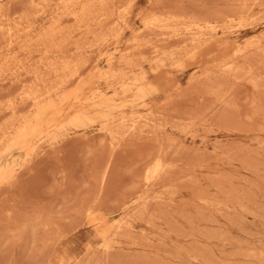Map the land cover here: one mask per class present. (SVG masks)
Instances as JSON below:
<instances>
[{"label":"rangeland","instance_id":"1","mask_svg":"<svg viewBox=\"0 0 264 264\" xmlns=\"http://www.w3.org/2000/svg\"><path fill=\"white\" fill-rule=\"evenodd\" d=\"M59 1L0 0V12L5 10L0 13V127L7 126L14 117L23 116L30 121L32 130L29 136H23L9 152L0 156V170L3 173L0 182V264H76L82 257L87 259L88 252L93 249V255L99 252L101 256L103 251L99 248L104 239L99 235L96 224L83 217L87 206H94L97 212L100 208L106 215L108 225L120 221L121 227H113L112 243L106 250L109 251L108 255L106 252L101 260L98 258L93 264H264V0H260L262 3L258 5L259 0H124L131 5L126 20L114 27L112 24L117 19L116 22L102 23V17L86 25L87 17L84 14L75 16L58 10L56 3ZM28 4L30 9L27 8ZM161 6L177 12L207 16L241 9L243 24L228 26V30L226 27L225 30L219 29L203 36L197 44L200 45L197 59L187 61L185 66L175 68L167 65L155 71L148 67L158 91L138 106L125 107L123 115L128 120L132 116L140 118L142 115L151 118L147 121L146 117H142L137 128L131 131L133 135H126L125 138L123 135L116 143L99 118L107 110L95 108L91 103L100 90H107L109 95L113 93L112 88L106 89L107 84L102 77L120 67L117 62L121 50L127 47L128 39L136 32L151 42L163 41L162 38L172 39L164 44L161 41V44L153 42L158 45V52L175 51L192 42V34L173 38L172 30L168 28L161 31L148 29V32L146 29L144 35L143 18ZM7 16L10 18L8 22H11V25L7 22L8 27L4 25ZM105 25L110 27L106 28ZM110 29L117 32H107ZM51 30L54 40L49 45L45 38ZM93 31L110 34L107 37L109 45L82 47L88 45L89 40H95ZM9 32L12 35L7 34ZM91 33L94 34L93 38ZM7 39L11 40L10 43ZM78 43L81 51H75L77 47L74 45L78 46ZM78 57H84L81 59L84 63ZM63 58L76 63L74 70L67 72L71 74L67 85L45 100L42 108L36 105L30 107L32 97H27L26 93L30 92V87L38 88L36 84L39 82L33 71L39 69L40 74H45L49 64L61 62ZM43 64L46 65L44 68ZM238 67L241 68L237 71L240 74L235 72ZM29 72L34 76L27 77ZM49 73L46 74L49 80L47 88L53 84V74L49 77ZM207 76L212 78L208 79ZM190 83L193 86L196 83L201 85L194 88ZM190 86L194 89L189 90ZM201 91L204 94H200ZM171 102H174V107L170 105ZM9 103L15 104V113L5 109ZM25 104H28V108ZM151 110L154 113L148 114ZM165 111L168 114H161ZM194 111L198 121H195L197 115H193ZM202 112H210V116L206 113L201 118ZM118 114L117 111L109 113L115 118ZM221 117L223 120L219 119ZM142 119L145 125L141 123ZM187 119H194L195 123ZM186 122L189 123L188 127L192 126L185 131ZM166 136L170 137V141ZM162 140L169 144L168 148L165 149L166 144L163 147ZM234 149L235 152H231ZM160 150H163L162 153L166 151V156L170 158L168 160L166 157L165 180L161 175L163 179H159L162 183L157 179L150 186L143 182L144 169ZM113 152L114 161H110L108 158ZM109 161L112 165L108 174L110 177L104 182L100 177L104 165ZM168 163L174 164L175 168ZM145 186L150 187L147 194ZM90 197H95L93 201H96H90ZM137 197H140L139 202H134ZM99 198H102L101 201ZM134 207L137 209L134 210ZM101 208H105L104 211ZM57 225L67 230H61L63 234L57 239L60 240L52 242L51 233L56 231ZM54 243H57L56 246Z\"/></svg>","mask_w":264,"mask_h":264},{"label":"bare ground","instance_id":"2","mask_svg":"<svg viewBox=\"0 0 264 264\" xmlns=\"http://www.w3.org/2000/svg\"><path fill=\"white\" fill-rule=\"evenodd\" d=\"M25 1H27V0H25ZM31 1V0H30ZM40 1V0H39ZM129 1V0H128ZM243 1V0H242ZM251 1H253V0H251ZM255 2H258V0L256 1V0H254ZM263 1V0H262ZM262 1H260L259 0V2L258 3H256L257 5L258 4H260V3H262ZM88 2H91L89 5H86ZM248 2H250V0H248ZM247 1H246V3H248ZM255 2H254V4H255ZM25 3V2H24ZM30 3V2H29ZM46 4H47V2H45ZM49 3V2H48ZM109 3H112L111 5H109ZM235 3V2H234ZM240 3H242V2H240ZM239 3V4H240ZM51 4V3H50ZM157 4V3H156ZM24 5V4H23ZM37 5V4H36ZM86 5V6H85ZM250 5V4H249ZM41 6V5H40ZM131 6V5H130ZM126 2H124V0H60L59 2H57L56 3V7H57V9L58 10H61V11H63L64 13H67V14H74L75 16H79V15H85L86 17H87V21L85 22V24L87 25V23H89V25H91V21L94 19V21H95V18H100V17H102L101 18V21H102V23H104V22H108V23H110V22H116L115 24L113 23H111L112 24V26L114 27L116 24H121V22L122 21H125L126 19H125V16H126V13L128 12V10H129V7H130ZM246 6H248V5H246ZM46 7H47V5H46ZM224 7V6H223ZM229 8H231V7H234V6H228ZM239 7V6H238ZM238 7H236V9L238 8ZM251 8H252V6H250ZM27 8L28 9H30L29 8V4H28V6H27ZM31 8H32V6H31ZM224 8H226V7H224ZM244 8H245V6H244ZM5 9H7V8H5ZM26 9V8H25ZM37 9V8H36ZM42 9H44V8H42ZM42 9H40L41 11H42ZM239 9V8H238ZM11 10V9H10ZM9 10V11H10ZM33 11H35V8H33L32 9ZM38 10H39V8H38ZM226 10H227V8H226ZM240 10L241 9H239V10H236L235 12H230V11H228V12H222V13H218V14H216V15H212V16H207V15H198V14H189V13H186V12H184V13H182V12H177V11H173L172 9H170V8H168V7H166V6H161V7H158V8H156V9H154V10H152L150 13H148L144 18H143V25H144V31L147 29V32H148V29H154V28H156V29H159L160 31H161V29L163 30H166L167 28L168 29H171L172 30V35H173V38L174 37H177V36H179V35H184V36H186L187 35V37L190 35V34H192L193 35V37H192V42H190V43H186V45L185 46H183V47H181V48H179V49H177V50H175V51H171V52H158V45H156V44H154V43H159L161 40H158V42L156 41H150V40H147V39H145V38H143L140 34H138V32H136L137 34L136 35H132V38L129 40L128 39V44H126L127 45V47L125 48V49H123V50H121V52H120V55H119V59H118V64H119V68L117 69V70H114L113 71V73H111V74H108V75H104L103 77H102V79H104V82L107 84V87H106V89L107 88H112V91H113V93L111 94V95H109V93H108V91L107 90H100L95 96H94V98H93V100H92V103H91V105L93 106V107H95V108H102V109H106L107 111L103 114V115H101V116H99V118H100V120L106 125V127H107V129H108V131H109V133H110V135L112 136V139L113 140H116V143H117V141H119V140H121L122 138H121V136H123V135H125V136H123L124 138L125 137H127L126 135H130L131 134V131L133 132V130H135V128H137V126L139 125V123H140V120H141V118L142 117H146L145 119L147 120V119H149V118H151V117H147V115L146 116H143L142 115V113H141V115H142V117H140V118H135L134 116H132L133 118H129V120H128V118H126L125 119V117H124V115H123V111H124V108L125 107H127V106H129V107H134V106H138L139 104H142V103H144L149 97H151L152 95H154L157 91H158V85L151 79V74H150V72L148 71V67L152 70V71H155V70H158V69H162L164 66H167V65H170V66H172V67H175V68H179V67H182V66H185V64H187V61H190V60H196L197 59V53H198V49H199V47H200V45H197L198 44V42L200 41V40H202L201 38H203V36H205L206 34H210V33H215V32H217L219 29H223V30H225L226 29V27H227V30H228V26H237V25H242L243 24V17H244V15L243 14H240ZM250 9L248 8L247 9V11H249ZM252 10H253V8H252ZM3 10H1V12L0 13H3L2 12ZM8 11V10H7ZM7 11H6V14H7ZM23 11V10H22ZM237 11L239 12V13H237ZM44 12V11H43ZM245 12V11H244ZM250 12V11H249ZM26 13V12H25ZM34 13V12H33ZM37 13H39V14H41L39 11L37 12ZM259 13H260V11H259ZM5 14V13H4ZM9 14V13H8ZM21 14V13H20ZM23 14V13H22ZM31 15L32 14H30V17H31ZM35 15V14H34ZM37 16H39L38 14H36ZM14 16V15H13ZM36 16V17H37ZM75 16H74V18H75ZM9 17H12V16H10L9 15ZM8 16H7V20L6 19H4V20H6V22L4 23V25L5 26H7L8 25V20L10 19ZM16 17V16H15ZM20 17V16H19ZM23 17H25V16H23ZM22 17V18H23ZM29 17V18H30ZM33 17V16H32ZM31 17V18H32ZM13 18V17H12ZM11 18V19H12ZM260 18V17H259ZM259 18H257V19H259ZM18 19V18H17ZM26 19H27V16H26ZM25 19V20H26ZM53 19V18H52ZM51 19V20H52ZM117 19V20H116ZM262 19H263V17H262ZM15 20V19H14ZM19 20V19H18ZM76 20V19H75ZM116 20V21H115ZM13 21V20H12ZM24 21V20H23ZM83 21V20H82ZM254 22H255V19L253 20ZM253 21H251V22H253ZM262 21V20H261ZM8 22V23H7ZM18 22H21V21H18ZM28 22V21H27ZM250 22V23H251ZM3 23H1V24H3ZM79 23H80V21H79ZM78 23V24H79ZM101 23V24H102ZM10 25H11V22L9 23ZM13 24V23H12ZM123 24H125L124 22H123ZM252 24H254V23H252ZM67 25H68V23H67ZM88 25V26H89ZM9 26V25H8ZM7 26V27H8ZM14 26H15V24H14ZM17 26V25H16ZM15 26V27H16ZM20 26V25H19ZM111 26V29L113 28ZM127 26V25H126ZM13 27V26H12ZM21 27V26H20ZM19 27V28H20ZM30 27V26H29ZM68 27V26H67ZM69 27H70V25H69ZM80 27H82V25L80 26ZM90 27V26H89ZM96 27V26H95ZM104 27H108V25H105ZM110 27V26H109ZM108 27V28H109ZM241 27H244V26H241ZM246 27V26H245ZM0 28H1V26H0ZM86 28V27H85ZM91 28V27H90ZM225 28V29H224ZM234 28V27H233ZM12 28H9V30H11ZM16 29H18L17 27H16ZM28 29V28H27ZM26 29V30H27ZM31 29V28H30ZM89 29V28H88ZM101 29V28H100ZM107 30V32L109 31V33L112 31V32H115V31H113V30ZM122 29V27L119 29L120 30V32L122 31L121 30ZM232 29V28H231ZM2 30V29H1ZM19 30V29H18ZM23 30V29H22ZM26 30H25V32H26ZM53 30V29H52ZM52 30H51V32L50 33H48V35H46V41L49 43V45L50 44H52V41L54 40V38H53V33L54 32H52ZM56 30H57V27H56ZM89 31H92L91 29H89ZM106 31V30H105ZM38 32V31H37ZM84 32H86V31H84ZM83 32V34H85ZM87 32H88V30H87ZM94 33H95V35L94 34H92V38H93V35H94V38L93 39H95L94 41H91L90 42V40L88 41L89 43H87L88 45H82V47H98V48H100V47H103V46H105V45H109V43H108V36L110 37V34H108L107 32H103V31H100V32H95V31H93ZM111 32V33H112ZM117 32V31H116ZM120 32L118 33V34H120ZM167 31H165V33H166ZM22 33V32H21ZM90 33V32H89ZM142 33H144V32H142ZM7 34H11L12 35V32H9V33H7ZM35 34V33H34ZM82 34V35H83ZM90 34V35H91ZM146 34V31H145V33H144V35ZM149 34V33H148ZM155 34V33H154ZM5 35H6V32H5ZM15 35V34H14ZM51 35V36H50ZM89 35V36H90ZM158 35V34H157ZM160 35V34H159ZM118 36H120V35H118ZM149 36H151V35H149ZM5 37H7V36H5ZM10 37V36H9ZM13 37H15V36H13ZM12 37V38H13ZM81 37V36H80ZM115 37V39H117V36H114ZM158 37V36H157ZM160 37V36H159ZM1 38H2V36H1ZM8 38V37H7ZM84 38H87L86 36L84 37ZM5 39V38H4ZM75 39H79V38H75ZM89 39V38H88ZM163 39V41H161V42H163V44H164V42L166 41L167 42V40L170 42V41H172V39H165L164 40V38H162ZM8 40V39H7ZM10 40V39H9ZM8 40V41H9ZM80 40V39H79ZM79 40H76V41H79ZM84 40V44H86L85 43V39H82V41ZM113 40V39H112ZM11 41V40H10ZM10 41H9V43H10ZM75 41V42H76ZM82 41H80V44H83V42ZM206 41V40H205ZM74 42V44H76ZM82 42V43H81ZM154 42V43H153ZM161 42H160V44H161ZM201 42V41H200ZM250 42V41H249ZM115 43V42H114ZM174 43V42H173ZM7 44V43H6ZM154 44V45H153ZM36 46H37V44H36ZM71 46H73V45H71ZM70 46V47H71ZM74 46H76L77 47V49L75 50V51H77L78 49H80V51L82 50V48H79V43H78V46L77 45H74ZM21 47V46H20ZM106 47V46H105ZM263 47H264V45H263ZM54 48V47H53ZM91 48H89V49H91ZM241 48V47H240ZM239 48V49H240ZM23 49H24V47H23ZM39 49V48H38ZM56 49V48H55ZM59 49V48H58ZM70 50V49H69ZM47 51H50V50H47ZM61 51V50H60ZM79 51V50H78ZM103 52V51H102ZM236 52V51H235ZM254 52V51H253ZM256 52V51H255ZM259 52V51H258ZM82 53V52H81ZM80 53V54H81ZM91 53V52H90ZM154 53V55H152ZM238 53V52H237ZM25 54V53H24ZM51 54V53H50ZM59 54V53H58ZM86 54H88L87 52H86ZM148 54V55H147ZM236 54V53H235ZM259 54V53H258ZM55 55V54H54ZM65 55H66V53H65ZM81 55H83V54H81ZM233 55V54H232ZM77 56H78V54H77ZM100 56V55H99ZM22 57V56H21ZM73 57V56H72ZM72 57L70 58L71 60H72ZM237 56L235 55V58H236ZM246 57V56H245ZM60 57H58L56 60H58ZM79 59H80V57H78ZM243 58V57H242ZM21 59V58H20ZM69 58L67 59V60H64V58H63V61H61V62H59V61H55V62H52L51 64H49V66H47V68H46V70L49 72L50 71V73H49V77H50V75H52L53 74V77L51 76V78H53V79H51V81H52V85H50V87L49 88H47V86H49L48 85V83H49V80L47 79L48 78V76L46 75V74H48V72L46 73L45 71V74H43V73H39V69H37L36 70V72L38 71V73L36 74V72H34L33 70V73H35V79L36 80H38L39 82L36 84L37 85V87L38 88H36V87H34V88H27L30 92H28V93H26V95L28 94V96L27 97H32V102H33V104L31 105H29L30 107H34L35 105L37 106V107H40V108H42V106H43V103H45V100H48V99H50V97L53 95V94H57L58 92H59V90H61V89H63L66 85H67V83H68V81H69V77H70V75H68L67 74V72H70V70L72 71V70H74L73 69V67L75 68V66H76V63H74L73 61H71ZM82 59V58H81ZM80 59V60H81ZM83 59H84V57H83ZM82 59V60H83ZM91 59V58H90ZM247 59H248V56H247ZM40 60H41V58H40ZM61 60V59H60ZM81 60V62H83L84 63V61H82ZM231 60V59H230ZM49 61V60H48ZM51 61H53V60H51ZM79 60H77V62H78ZM229 61V60H228ZM237 61V60H236ZM252 61V60H251ZM44 62H46V61H44ZM234 62V61H233ZM3 63V62H2ZM20 64H22L21 62H19ZM32 63V62H31ZM41 63V62H40ZM50 63V62H49ZM145 63H147L148 64V66H146V64ZM80 64V63H79ZM86 64V63H85ZM235 64V63H234ZM9 65V64H8ZM30 65V64H29ZM34 65V64H33ZM208 65V64H207ZM22 66H25V65H22ZM32 66V65H31ZM35 66V65H34ZM38 66V65H37ZM44 66H46V65H44L43 64V68H44ZM212 66V65H211ZM219 66V65H218ZM228 66H230V65H228ZM228 66L226 67V69L228 68ZM236 66V65H235ZM28 67V66H27ZM41 67V66H40ZM80 67H82L81 65H80ZM85 67H86V65H85ZM217 67V66H216ZM7 68V67H6ZM9 68V67H8ZM7 68V69H8ZM25 68V67H24ZM37 68V67H36ZM231 68V67H230ZM251 68V67H250ZM249 68V69H250ZM42 68H40V70H41ZM223 69V68H222ZM233 69V68H232ZM232 69H229L230 71L232 70ZM239 69H241V68H239L238 67V70H237V68L235 69L236 71V73H239L240 74V72H237V71H239ZM2 70H3V68H2ZM6 70V69H5ZM224 70V69H223ZM228 70V69H227ZM222 71V70H221ZM248 71H250V70H248ZM4 72V71H3ZM9 72H10V70H9ZM27 71H26V68H25V73H26ZM41 72V71H40ZM76 72V71H75ZM223 72V71H222ZM229 72V71H228ZM232 72H234V69H233V71ZM235 72H234V74H235ZM1 73V72H0ZM7 73V72H6ZM32 73V72H31ZM32 73V74H33ZM73 73V72H72ZM78 73V72H77ZM224 73V72H223ZM246 73V72H245ZM2 74V73H1ZM0 74V75H1ZM29 74H30V72H29ZM32 74H30V75H27V74H25V75H23V76H26L27 75V77L29 76L30 78L32 77V76H34V74L32 75ZM74 74V73H73ZM73 74H72V77H73ZM253 74V73H252ZM14 75V74H13ZM32 75V76H31ZM204 75V74H203ZM203 75H201V76H203ZM206 75H207V73H206ZM211 75V74H210ZM237 75V74H236ZM250 75H251V73H250ZM2 76V75H1ZM0 76V77H1ZM10 76V78H11V75H9ZM16 76V75H15ZM22 76V77H23ZM47 76V77H46ZM56 78H55V77ZM200 76V77H201ZM213 77H214V75H212ZM249 76V75H248ZM247 76V77H248ZM257 75H255V77H256ZM8 77V76H7ZM18 77V76H17ZM82 77V76H81ZM208 77V76H207ZM258 77V76H257ZM4 78V77H3ZM6 78V77H5ZM9 78V77H8ZM21 78V77H20ZM54 78H55V80H54ZM210 78H212L211 76H210ZM209 77H208V79H210ZM228 78V77H227ZM233 78V77H232ZM235 78V77H234ZM240 78V77H239ZM242 78V77H241ZM250 78V77H249ZM1 79V78H0ZM195 80H196V77L194 78ZM206 79V78H205ZM225 79V78H224ZM246 79V78H245ZM7 80V79H6ZM11 80H13V79H11ZM17 80V79H16ZM198 80V79H197ZM196 80V81H197ZM226 80V79H225ZM256 80V79H255ZM259 80V79H258ZM32 81H33V83L35 84V80H33V78H32ZM189 81H191V80H189ZM215 81V80H214ZM1 82V81H0ZM22 82V81H21ZM28 82H30V84H32L31 83V81H28ZM203 82V81H202ZM217 82V81H216ZM227 82V81H226ZM10 83H12V82H10ZM23 84H25L24 82H22ZM27 83V82H26ZM198 83V82H197ZM196 83V84H197ZM206 83V82H205ZM15 84V83H14ZM29 84V83H28ZM191 84V83H190ZM189 84V85H190ZM196 84H194V86L191 84V86H193L194 88H197L196 86H198V85H201V84H198V85H196ZM38 85H40V87L38 86ZM190 86V87H191ZM219 86V85H218ZM218 86H217V88H218ZM189 87V86H188ZM193 87H191L189 90H191V89H194ZM205 87H206V85H205ZM209 87V86H208ZM3 88V87H2ZM163 88V87H162ZM1 89V88H0ZM5 89V88H4ZM31 89V90H30ZM206 89H208V88H206ZM219 89V88H218ZM12 90V89H11ZM27 90V91H28ZM189 90H188V92H189ZM6 91V90H5ZM17 91V90H16ZM21 91V90H20ZM98 90H96V92H97ZM185 91V90H184ZM208 91V90H207ZM18 92V91H17ZM21 92H24V91H21ZM20 92V93H21ZM186 93H187V90L185 91ZM195 92V91H194ZM202 92V91H201ZM204 92H205V90H204ZM204 92H202V93H200V94H204ZM196 93V92H195ZM194 93V94H195ZM197 93L199 94V91H197ZM217 93V92H216ZM19 94V93H18ZM77 94V93H76ZM76 94H73V96L74 95H76ZM190 94V93H189ZM193 94V95H194ZM197 94V95H198ZM212 94V93H211ZM215 94V93H214ZM15 95V94H14ZM193 95H191L192 97H193ZM196 95V94H195ZM221 95V94H220ZM219 95V96H220ZM20 96V95H19ZM45 96V97H44ZM26 97V98H27ZM174 98H175V96H173ZM189 97V96H188ZM230 97V96H229ZM173 98V99H174ZM181 98H183L182 96H181ZM0 99H2V98H0ZM20 99V98H19ZM177 99V98H176ZM222 99V98H221ZM10 100L11 99H9L8 101L10 102ZM200 101L202 100V99H199ZM2 100H0V105H1V102ZM8 101H6L7 103H8ZM21 101V100H20ZM170 100H166L165 102H169ZM6 102H4L3 104H5ZM220 102V101H219ZM30 103V102H29ZM174 103V102H173ZM172 102H171V104L170 105H172L173 104ZM229 103V102H228ZM19 104H20V102H19ZM22 104H23V101H22ZM62 104V103H61ZM169 104V103H168ZM168 104H167V106H168ZM197 105V104H196ZM200 105H202L201 104V102H200ZM205 105V104H204ZM203 105V106H204ZM222 105H224V104H222ZM227 105V104H226ZM18 106V105H17ZM25 106H26V104H25ZM173 107L175 106V104L174 105H172ZM206 107H208L207 105H205ZM219 105H217L216 107H218ZM227 106H229V105H227ZM27 108H28V104H27V106H26ZM26 107H25V109H26ZM158 107V106H157ZM162 107H164V106H162ZM170 107V106H169ZM172 107V108H173ZM200 107V106H199ZM206 107H204L205 108V110H210V109H206ZM1 109H2V106L0 107ZM4 108V107H3ZM197 108V107H196ZM200 108H203L202 106L200 107ZM203 108V109H204ZM210 108V107H209ZM220 108V107H219ZM219 108H217V109H219ZM228 108V107H227ZM5 109H9V110H11V112L12 113H15V109H16V106H15V104H13V103H9V104H7L6 106H5ZM30 109V108H29ZM192 109H194V108H192ZM7 110H6V112H7ZM37 110H38V108H37ZM215 110V109H214ZM230 110V109H229ZM23 111V110H22ZM113 111H117V112H119V114H118V117H112V116H110L109 115V113H112ZM199 110L197 109V112H198ZM220 111V110H219ZM0 112H1V110H0ZM10 112V111H9ZM18 112H20V111H18ZM174 112H175V110H174ZM180 112V111H179ZM201 112V111H200ZM211 112V111H210ZM210 112L208 113V112H206L207 114H208V116H210ZM225 112V111H224ZM21 113V112H20ZM19 113V114H20ZM153 114L154 113V111L153 110H151L150 112H148V114ZM168 114L166 111L163 113H161V114ZM184 113V112H183ZM206 113H201V118H204L202 115L204 114H206ZM223 113V112H222ZM231 113V112H230ZM138 114H140V113H138ZM137 114V115H138ZM159 114V113H158ZM157 114V115H158ZM178 114V113H177ZM177 114H175V115H177ZM185 114V113H184ZM192 114V113H191ZM196 113H195V111H194V113H193V115H195ZM212 114V113H211ZM213 114L214 115H216L214 112H213ZM232 114V113H231ZM14 115V114H13ZM131 115V114H130ZM141 115H138V116H141ZM160 115V114H159ZM197 115V114H196ZM153 116V115H152ZM178 116H180V115H178ZM183 116V117H182ZM181 116V118H182V120L184 121V115H182ZM189 116H191V115H189ZM189 116H186V117H188V118H190ZM217 116V115H216ZM230 116V115H229ZM153 117H155V116H153ZM177 117V116H176ZM212 117V116H211ZM218 117V116H217ZM228 117V116H227ZM11 118V117H10ZM158 118V117H157ZM160 118V117H159ZM162 118V117H161ZM165 118V117H164ZM192 118V117H191ZM207 118V117H206ZM206 118L204 119L205 121H204V123L206 122ZM208 118H210V117H208ZM213 118V117H212ZM211 118V119H212ZM210 119V121H212V120H216V118L214 117V119H212L211 120ZM219 119H222V117L221 118H219ZM227 119V118H226ZM188 120V119H187ZM198 121V115H197V117H196V119H195V121ZM203 120V119H202ZM208 120V119H207ZM214 120V121H215ZM223 120V119H222ZM5 121H7V120H5ZM4 121V122H5ZM148 121V120H147ZM189 122H194L195 123V121H194V119H193V121H191V119L190 120H188ZM200 121V120H199ZM176 122V121H175ZM181 122V121H180ZM200 122H202V121H200ZM142 124H144L145 125V123H144V121H143V119H142V122H141ZM165 123H167V122H165ZM171 123H173V126H174V122H171ZM187 123L188 122H186V125H185V127H184V129H185V131L187 130V128H190V127H188L187 126ZM210 123V122H209ZM30 121L26 118V117H23V116H19V117H14V119L7 125V126H5V127H0V156L1 155H3V154H5V153H7V152H9L10 150H11V148L15 145V143L19 140V139H21L23 136H29V134L32 132V130H31V126H30ZM163 124V123H162ZM180 124V123H179ZM183 124V123H182ZM189 124V123H188ZM196 124H198L197 122H196ZM199 124H202L203 125V123H199ZM212 124V123H211ZM219 124V123H218ZM46 125V124H45ZM166 125V124H165ZM168 125V124H167ZM169 125H171L170 124V122H169ZM147 126H149V125H147ZM172 126V125H171ZM182 126V125H181ZM181 126H179L178 128L181 130ZM187 126V127H186ZM61 127V126H60ZM150 127V126H149ZM156 127V126H155ZM175 127V126H174ZM173 127V128H174ZM151 128V127H150ZM154 128V127H153ZM143 129H145V127L143 128ZM189 130V129H188ZM59 131V130H58ZM137 131V130H136ZM143 131V130H142ZM141 131V132H142ZM145 131V130H144ZM143 131V132H144ZM60 132V131H59ZM142 132V133H143ZM150 132V131H149ZM210 132V131H209ZM141 133V134H142ZM145 133H148V131L147 132H145ZM150 133H152V132H150ZM149 133V134H150ZM57 134V133H56ZM131 135H133V134H131ZM135 135V134H134ZM139 136H140V134H138ZM60 136H62V134L60 135ZM146 136V135H145ZM148 136V135H147ZM159 136V135H158ZM149 137L151 138V135H149ZM153 137V136H152ZM157 137V136H156ZM161 137V136H160ZM165 137V136H164ZM163 136H162V138H164ZM168 136H166V138H167ZM121 138V139H120ZM158 139L160 140V138L158 137ZM168 139V141H170L169 139H170V137H168L167 138ZM167 139H166V141H167ZM172 139V138H171ZM148 140V139H147ZM124 141V140H123ZM123 141H121V142H123ZM126 141V140H125ZM124 141V142H125ZM128 141V140H127ZM151 141V140H150ZM172 141V140H171ZM41 142V141H40ZM113 142V141H112ZM131 142V141H130ZM138 142V141H137ZM165 142V141H164ZM163 142V140L161 141V144H166V146L167 147H165V145L163 146V147H165V149L166 148H168V145H167V143H164ZM264 143V142H263ZM112 144V143H111ZM115 144V143H114ZM118 144H119V142H118ZM118 144H117V146L116 147H118ZM175 144V143H174ZM178 144V143H177ZM177 144H175V145H177ZM236 144V143H235ZM42 145H44V144H42ZM116 145V144H115ZM114 145V146H115ZM171 145V144H170ZM232 145V144H231ZM241 145H243V144H241ZM40 146V145H39ZM174 146V145H173ZM172 146V147H173ZM246 146V145H245ZM233 147V146H232ZM44 148H45V146H44ZM47 148V147H46ZM112 148H113V146H112ZM171 148V147H170ZM173 148H176V146H174ZM179 148V147H178ZM182 148V147H181ZM234 148V147H233ZM37 149V147L36 148H34V150H36ZM115 149V148H114ZM113 149V151L115 152V150ZM177 149V148H176ZM231 150H232V148H230ZM249 149V148H248ZM121 150V149H120ZM164 150V149H163ZM162 150V151H163ZM171 150V149H170ZM175 150V149H174ZM162 151L160 150V153L159 154H157L155 157H153L152 158V161H150L149 162V164H146L147 165V167H145L146 169H144V176L142 177L143 178V182H146V184H148V185H150V186H152L153 184H155L156 182V180L158 179V181L160 180L159 178H161V180L164 178V176H165V174H164V171H165V168H166V157L168 158V156H166V151L165 152H163L162 153ZM114 152L111 154V158L109 157L108 159L110 160V161H112L113 159H114ZM231 152H235V149H234V151H231ZM36 153V152H35ZM108 153H110V152H108ZM107 153V154H108ZM165 153V154H164ZM171 153V152H170ZM118 154V153H117ZM34 155V154H33ZM171 154H169V156H170ZM109 156V155H108ZM116 156V155H115ZM235 155H233V157H234ZM32 159V158H31ZM170 158H168V160H169ZM108 161V160H107ZM109 161V162H110ZM114 161V160H113ZM29 162V161H28ZM108 162V163H109ZM167 162H169V161H167ZM173 162V161H172ZM100 164V163H99ZM168 164H170V165H172V167L173 166H175L174 164H171V163H168ZM110 167H112V165H111V162L109 163V164H107L106 166L104 165V169L102 170V175H101V177L100 178H102V180L104 181L107 177H110V176H108V174H109V172H110ZM144 167V166H143ZM169 167L170 166H168L167 168L169 169ZM173 168H175V167H173ZM101 169V168H100ZM99 169V170H100ZM169 171H172V169H170ZM19 172V171H18ZM143 172V171H142ZM168 172V171H167ZM173 172V171H172ZM32 173V172H31ZM66 173V172H65ZM96 173H98V172H96ZM9 174V173H8ZM99 174V173H98ZM110 175V174H109ZM133 175V174H132ZM161 175H162V177H161ZM65 176H66V174H65ZM7 177V176H6ZM5 177V178H6ZM16 178V177H15ZM139 178V177H138ZM3 179V173H2V170H0V182H1V180ZM108 179V178H107ZM106 179V180H107ZM136 179V178H135ZM16 180V179H15ZM118 180V179H117ZM161 180H160V182H161ZM164 180H165V178H164ZM163 180V181H164ZM6 181V180H5ZM99 181H101V179L99 180ZM103 181H101V183L103 182ZM113 181V180H112ZM111 181V182H112ZM171 181V180H170ZM105 182V181H104ZM134 182V181H133ZM140 182H141V180H140ZM155 182V183H154ZM4 183V182H3ZM3 183H2V185H3ZM6 183V182H5ZM107 183V182H106ZM114 183V182H113ZM162 183V182H161ZM104 184V183H103ZM157 185V184H156ZM132 186V185H131ZM168 186H170V183L168 182ZM146 187V186H145ZM167 187V186H166ZM172 187V186H171ZM101 188V187H100ZM102 188H104V187H102ZM101 188V189H102ZM106 188H107V186H106ZM133 188H134V186H133ZM150 187H146V189L147 190H145L146 191V194H147V191L148 190H150L149 189ZM169 188V187H168ZM173 188V187H172ZM5 189V188H4ZM98 189V188H97ZM169 190V189H168ZM174 190V189H173ZM142 191V190H141ZM162 191V190H161ZM167 191V190H166ZM170 192L172 191L171 189L169 190ZM149 192V191H148ZM93 193H98V191L97 192H93ZM100 193H101V191H100ZM104 193H106V192H104ZM143 193V192H142ZM158 193V192H157ZM171 193H173V192H171ZM3 194V193H2ZM167 194V193H166ZM165 194V195H166ZM90 195V194H89ZM95 195V194H94ZM93 195V196H94ZM133 195V194H132ZM135 195V194H134ZM169 195V194H168ZM171 195V194H170ZM88 196V195H87ZM146 196V195H145ZM84 197V196H83ZM103 197V196H102ZM106 197H107V195H106ZM105 197V198H106ZM127 197H129V196H127ZM159 197V196H158ZM171 197V196H170ZM87 198V197H86ZM91 198V197H90ZM97 198H98V195H97ZM142 198V197H141ZM160 198V197H159ZM92 200H90V201H92V202H95V201H93V199H96L95 197L94 198H91ZM100 199V198H99ZM102 199V198H101ZM101 199H100V201H101ZM128 199V198H127ZM126 199V200H127ZM140 199V197H137V198H135V200H134V202H137L138 200ZM155 199H157L156 197H155ZM99 200H98V202H97V205H98V203L100 202ZM103 201V200H102ZM107 201V200H106ZM106 201H104V202H106ZM143 201V200H142ZM82 202H84V201H82ZM88 202V201H87ZM108 202V201H107ZM139 202V201H138ZM147 202V201H146ZM152 202V201H151ZM85 203V202H84ZM91 203V202H90ZM92 204V203H91ZM132 204H134V203H132ZM150 204V203H149ZM93 205V204H92ZM100 205V204H99ZM98 205V206H99ZM151 205V204H150ZM84 206H85V204H84ZM107 206V205H106ZM106 206H105V208H106ZM140 206V205H139ZM141 206H142V204H141ZM88 207V206H87ZM86 207V209H84V214H83V217L84 218H86L87 220H88V222H91V223H93V224H96V227H98L97 229H98V232H99V235L104 239V243L102 244V246L99 248L101 251H103V253H102V255L103 254H105L106 252H107V255H108V252L109 251H106V250H109V247H110V243H112L111 242V240L110 239H112V237L111 236H113L112 234H113V230H114V226H116V228H118L119 227V223H120V221L118 222V223H114L113 225H108L107 223H106V218H105V214L104 213H102L101 211H100V208H99V211L97 212V208H95L94 206H90V207H88L87 208ZM100 207H102V206H100ZM104 207V206H103ZM105 208H101V210H103L104 211V209ZM135 208L136 207H134V210H135ZM145 208V207H144ZM81 209H83L82 207H81ZM137 209V208H136ZM143 209V208H142ZM146 209L147 210H149V208H147L146 207ZM80 210V209H79ZM81 211V210H80ZM79 211V212H80ZM107 211V210H106ZM139 211H141V210H139ZM143 211H144V209H143ZM157 211V210H156ZM83 212V211H82ZM136 212V211H135ZM138 212V211H137ZM158 212V211H157ZM156 212V213H157ZM142 213V212H141ZM144 213L146 214V212L144 211ZM80 214H82V213H80ZM140 214V213H139ZM155 215V214H154ZM126 216V215H125ZM124 216V217H125ZM128 216V215H127ZM148 217V216H147ZM150 218V220H151V217H149ZM127 219H129V218H127ZM138 219V218H137ZM143 219V218H142ZM144 220V219H143ZM147 220V219H146ZM107 221H108V219H107ZM125 221V220H124ZM123 222L121 221V224H122ZM66 225V224H65ZM124 227H126V225H124ZM62 228V227H61ZM121 227H119V229H120ZM128 228V227H127ZM74 229H75V227H74ZM56 231H54V232H52L51 233V240H52V242H53V240L55 241V240H57L58 239V237L60 236V235H62L63 233L61 232V230L63 231V232H65L66 230H67V228H65V230H63V229H60V227H59V225H57L56 226V229H55ZM71 230V229H70ZM69 230V231H70ZM133 230V229H132ZM116 231V230H115ZM127 231V230H126ZM119 232V231H118ZM62 233V234H61ZM71 233H72V231H71ZM65 234V233H64ZM124 234H126V233H124ZM127 235V234H126ZM130 235V234H129ZM66 236H67V234H66ZM125 236V235H124ZM117 237V236H116ZM119 237V236H118ZM123 237V236H122ZM61 238H64V237H62L61 236ZM115 238V237H114ZM131 238V237H130ZM60 240V239H59ZM59 240H57V241H59ZM129 241V240H128ZM52 242L51 241H49L48 243H50V245L52 244ZM116 243V242H115ZM57 244V243H56ZM56 244L54 243L53 245H55L56 246ZM112 246V245H111ZM116 246V245H115ZM120 246V245H119ZM51 247V246H50ZM49 248V247H48ZM52 248H54V247H51V249ZM88 249V248H87ZM94 250V249H93ZM93 250H90L89 252H88V258L87 259H85L84 260V258H86V257H82V262L83 263H81L80 261H78V263H76V264H93L94 262H96L97 261V259L99 258L100 260H101V256H100V254H98L99 252H97V254L99 255L97 258H96V256L95 255H97V254H95V255H93V253H92V251ZM99 250V251H100ZM100 251V252H101ZM105 251V252H104ZM116 253V252H115ZM87 254V253H86ZM91 254H92V256H91ZM111 254V253H110ZM48 255V254H47ZM46 255V256H47ZM55 255V254H54ZM112 255V254H111ZM106 256V255H105ZM105 256H104V258L103 259H105ZM113 257V256H112ZM109 258H110V255H109ZM46 259V258H45ZM115 259H116V257H115ZM150 259V258H149ZM110 260V259H109ZM114 260V259H113ZM71 261V260H70ZM116 261H118V260H116ZM99 262V261H98ZM120 263V262H119ZM263 263V262H262ZM33 264H42L41 262L40 263H38V262H34ZM149 264V263H148Z\"/></svg>","mask_w":264,"mask_h":264}]
</instances>
